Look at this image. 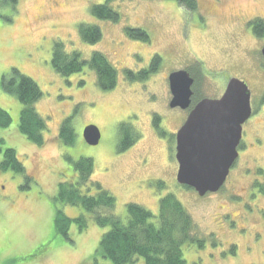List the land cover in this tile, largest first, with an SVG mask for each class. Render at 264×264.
<instances>
[{"label":"rangeland","instance_id":"1","mask_svg":"<svg viewBox=\"0 0 264 264\" xmlns=\"http://www.w3.org/2000/svg\"><path fill=\"white\" fill-rule=\"evenodd\" d=\"M196 1L197 8L188 12L175 0H115L111 5L119 12L118 21L93 17L92 8L106 0H18L10 7L0 3V107L13 119L0 127V163L11 147L26 170L0 168V264H90L86 259L107 228L81 207L61 204L58 208L71 218L86 216L88 225L80 231L74 223L69 239L53 228L58 184L77 179L73 165L82 157L94 160L92 181L117 198L121 217L127 203H138L157 219L159 198L175 194L200 232L218 240L212 246L208 238L203 250L186 247L189 264H264V35L253 31L258 16L264 21V0ZM86 23L103 32L93 45L81 39L79 26ZM130 27L144 29L149 40L128 37L125 30ZM55 40L63 41L68 52L80 51L84 59L103 52L119 71L117 87L101 90L89 68L67 77L55 71ZM13 67L36 81L44 94L35 104L49 126L43 146L19 130L23 106L2 85L3 75ZM184 68L200 76V97H220L232 77L259 96L260 114L243 125L242 147L225 185L203 197L177 183L176 144L170 141L187 114L170 109L167 75ZM71 115L76 140L69 146L58 134ZM122 121L139 136L132 146L117 151ZM90 124L102 131L97 146L84 139L83 130ZM43 245V257L22 259Z\"/></svg>","mask_w":264,"mask_h":264},{"label":"trees","instance_id":"2","mask_svg":"<svg viewBox=\"0 0 264 264\" xmlns=\"http://www.w3.org/2000/svg\"><path fill=\"white\" fill-rule=\"evenodd\" d=\"M18 0H0L2 5L14 6ZM106 0L103 4H96L92 8L93 17L100 20L118 21L119 12L116 11L111 2ZM186 11L192 12L197 8L196 0H175ZM81 39L87 44L97 43L103 36L101 27L92 24H81L79 26ZM253 28L257 36L264 35V21L259 19L253 22ZM128 36L148 41L150 36L142 28L126 29ZM52 64L55 71L67 77L72 74L90 69L96 74L98 87L103 91H110L118 85L119 71L114 67L110 59H107L101 51L93 52L89 59H84L81 52L76 50L68 52L65 43L55 40L53 45ZM156 59V58H155ZM154 62L157 61L153 60ZM128 75L132 71L126 70ZM148 76V71L142 72ZM85 81L81 80V84ZM2 85L5 90L17 95L21 102L22 110L18 127L20 132L33 144L43 146L46 143L45 132L48 130L46 120L38 113L36 102L43 97V92L36 81L19 69L13 67L8 74L2 77ZM159 118L155 116V120ZM74 115L64 119L61 123L58 136L69 145L76 140ZM9 112L0 107V127H7L12 122ZM119 140L117 151H124L133 145L139 136L130 133L128 123L122 121L118 128ZM4 140L0 139L2 144ZM0 150L1 147H0ZM73 167L77 172V179L61 180L58 184L57 194L54 196L56 202L54 217V232L65 239H69L70 227L76 223L80 231H85L88 220L86 216L69 217L58 204L78 206L89 215L101 228H107L100 238L94 253L86 259L90 264H189L185 258V250L197 247L199 250L205 248L209 238L212 246L217 245L218 240L214 235L204 236L197 226L193 215L190 214L177 196L171 192L159 198V214L156 217L150 209L138 203H127L126 213L123 217L116 213L117 198L109 189L103 187L100 182L92 181L94 172V160L82 157L74 162ZM2 170L11 169L16 173H25V167L18 158L17 151L7 147L0 163ZM263 171V170H261ZM161 183V182H160ZM163 184V183H161ZM186 189H190L186 187ZM192 189V188H191ZM49 248L50 243H46ZM43 245L35 249L22 259L43 257ZM236 246L231 250L235 252ZM41 251V252H40ZM40 257V258H41ZM85 261V262H86ZM192 264H197L193 262Z\"/></svg>","mask_w":264,"mask_h":264},{"label":"water","instance_id":"3","mask_svg":"<svg viewBox=\"0 0 264 264\" xmlns=\"http://www.w3.org/2000/svg\"><path fill=\"white\" fill-rule=\"evenodd\" d=\"M264 55V48L262 49ZM172 108L186 110L191 105L194 79L188 70L169 75ZM221 97H207L193 107L177 133V183L191 187L203 197L218 192L225 185L230 170L239 157L243 125L252 114L251 92L235 77L228 81ZM83 135L88 145L97 146L102 138L95 124L86 126Z\"/></svg>","mask_w":264,"mask_h":264},{"label":"flooded vegetation","instance_id":"4","mask_svg":"<svg viewBox=\"0 0 264 264\" xmlns=\"http://www.w3.org/2000/svg\"><path fill=\"white\" fill-rule=\"evenodd\" d=\"M257 17V16H256ZM258 18L259 19H261V20H263V18H261V17H259L258 16ZM256 18H254L253 20H255ZM249 26H250V28H251V32L253 33V31H254V28H253V31H252V20L251 21H249ZM125 32H126V35L128 36V33H127V30H125ZM129 37V36H128ZM131 37V36H130ZM131 38H133V37H131ZM264 47V46H263ZM262 47V48H263ZM185 69H187L188 71H189V73H190V76H192L193 77V79H194V83H193V85L191 86L192 87V96H191V105L186 109V110H183V111H185L186 112V114L188 115L190 112H191V110L193 109V107L196 105V103H198L199 101H201V100H203L204 98H207L206 96L204 97V96H199V83H200V80H199V78H200V76H198V74H196V73H193V71L190 69V68H185ZM263 70H264V68H263ZM167 77H168V83H167V88H168V90H166L167 91V94H169V107H170V109H173V110H175V108H178V109H181L180 107H175V108H172L171 106H170V103H171V101H172V93H171V88L169 87V74L167 75ZM228 82V81H227ZM227 85V84H226ZM228 86V85H227ZM117 87V86H116ZM115 87V88H116ZM227 88V87H226ZM250 90H251V106H252V114H251V117H255L256 115H259L260 114V105H259V96H256V95H254V88H251L250 87ZM169 92V93H168ZM218 97V96H217ZM221 97V96H220ZM263 100H264V98H263ZM263 100H262V102H263ZM254 103H256L258 106H255V104ZM251 117H250V119H251ZM253 117V118H254ZM186 119V118H185ZM249 119V120H250ZM186 121V120H185ZM184 121V122H185ZM155 122V124H157L158 125V122L157 121H154ZM184 122L182 123V124H180V126H178V129L184 124ZM159 129H161V128H159ZM177 129V130H178ZM179 131V130H178ZM177 131V132H178ZM177 132H176V134L175 133H173L171 136H172V139L170 140L171 141V143L173 144H176V146H177V141H176V137H177ZM101 133H102V131H101ZM159 133L161 134V132L159 131ZM165 133V132H164ZM243 136V135H242ZM102 139V138H101ZM242 141H243V139H242ZM242 141H241V144L239 145V147H238V149H239V152H240V149H241V147H242ZM100 142H101V140H100ZM171 144V145H172ZM176 146H175V148H176ZM175 152H176V149H175ZM177 153V152H176ZM176 157V156H175ZM236 163V162H235ZM234 166V165H233ZM179 167V166H178Z\"/></svg>","mask_w":264,"mask_h":264}]
</instances>
